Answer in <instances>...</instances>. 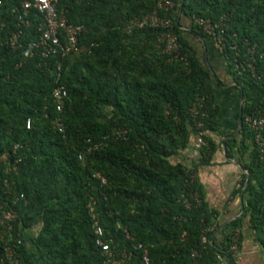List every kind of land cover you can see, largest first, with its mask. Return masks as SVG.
<instances>
[{
	"label": "trees",
	"instance_id": "1",
	"mask_svg": "<svg viewBox=\"0 0 264 264\" xmlns=\"http://www.w3.org/2000/svg\"><path fill=\"white\" fill-rule=\"evenodd\" d=\"M160 1L59 0L69 21L86 27L79 41L88 49L46 61L5 44L16 28L19 0L0 5V154L18 145L8 157L12 167L7 173L0 164V203L11 204L17 197L10 240L21 238L15 264H111L94 242L89 203L102 238H113L117 258L128 254L126 264H143V248L153 264H191L193 249L201 252L200 264H219L217 255L233 256L229 232L240 219L225 224L217 241V212L208 206L196 177L216 147L210 134L218 131L220 107L216 73L197 47L210 38L192 19L226 15L241 38L260 42L264 0H171L169 10ZM153 10L172 20L187 65L168 61L158 51L159 28L125 31L135 17ZM29 19L31 32L21 38L24 43L37 37L42 18L32 10ZM226 72L243 97L242 126L224 140L226 155L246 169L248 180L244 185L243 173L239 190L246 195L251 225L264 230V157L259 158L255 131L243 120L264 103V79L236 75L228 65ZM59 84L66 96L57 111L52 90ZM198 98L206 111L201 129L189 111ZM56 117L62 130L54 125ZM197 132L209 143L198 162L188 167L174 161ZM260 133L264 136V127ZM191 191L200 203L187 207L182 194L189 198ZM209 225L214 228L201 244L202 229ZM182 232L188 234L186 241L179 239Z\"/></svg>",
	"mask_w": 264,
	"mask_h": 264
},
{
	"label": "built area",
	"instance_id": "2",
	"mask_svg": "<svg viewBox=\"0 0 264 264\" xmlns=\"http://www.w3.org/2000/svg\"><path fill=\"white\" fill-rule=\"evenodd\" d=\"M4 0H0V5ZM59 0H19V4L14 7L16 15V28L10 35L5 37V44L11 49H22V52L28 57L38 55L40 58H57L64 57L69 54H78L88 49V45L81 43L79 37L86 31V27L82 24L72 23L68 20L65 12V7H58ZM159 6L164 10H169L173 7V1L163 0L159 2ZM32 10H35L41 15V21L37 24V37L28 40L24 43L22 37L30 35L31 21L29 15ZM193 23L201 27L210 39H212L219 51L224 63L231 67L232 71L239 76L245 75L254 80L264 79V35L263 40L251 41L246 37L241 38L237 32L230 29L228 17L222 15L218 20L210 18L194 16ZM264 26V15H263ZM144 25L159 28L161 31L156 35L155 44L160 53L167 57L168 61H180L184 65L188 64V55L182 51L178 42L177 36L171 31L172 20L165 16L159 15L156 10L144 14L142 17H135L126 27L125 31L131 32L134 28H139ZM66 96V90L62 85H57L52 90V98L56 103L57 111L61 110L63 98ZM261 100L259 104L249 111L243 118L246 125L255 131L254 143L259 149V158L264 157V136L260 130L264 127V103ZM190 114L194 119L196 129H201L203 118L206 116V111L202 103V98H198L197 102L190 108ZM54 125L62 130V124L59 117L54 120ZM29 127V120L26 122ZM193 145L199 151L207 149L208 141L200 132L194 136ZM18 145H14L12 150L0 154V164L3 165V171L8 172L11 162L8 157L10 154L15 155ZM81 158V155H80ZM20 158L14 159V162ZM101 183H104V178L101 177ZM5 185L10 189L6 179H3ZM5 189L4 192L8 193ZM21 196V195H20ZM182 198L187 207L191 204L197 205L200 203V197L196 191H191L189 198L182 194ZM17 200L13 198L11 204L7 200L0 203V245H2L3 256L0 258L1 264H15L17 258L15 256V245L21 243V238L17 235L15 242L12 240L11 230L13 229V221L17 217V211L13 207V203ZM89 211L93 219L94 242L100 247L106 262L111 264H126L129 256L126 252H121L117 258L113 253L111 245L113 238L103 239L104 231L98 224L96 213L93 211V206L89 203ZM214 225H209L202 229L200 243L206 244L208 239L206 232L212 230ZM231 244L229 251L234 254L238 249V230L229 232ZM188 234L182 232L179 236L180 241H186ZM137 247H141L137 245ZM191 264H200L201 252L197 249L190 251ZM218 260L221 256L217 255ZM141 261L143 264H153L148 256L146 249H142Z\"/></svg>",
	"mask_w": 264,
	"mask_h": 264
},
{
	"label": "crops",
	"instance_id": "3",
	"mask_svg": "<svg viewBox=\"0 0 264 264\" xmlns=\"http://www.w3.org/2000/svg\"><path fill=\"white\" fill-rule=\"evenodd\" d=\"M197 47L205 65L216 73L215 100L220 107V125L217 132L210 134L216 143L211 159L198 167L196 177L202 186L205 201L217 212V241L225 224L240 219L235 227L239 234L238 249L231 258L221 257L219 264H264V230L251 225L250 215L246 211V195L239 190L242 174L245 173L247 177V171L240 168L239 165H243L236 158L227 157L224 143V140L232 138L230 135L237 128L240 92L227 74L226 64L214 41L201 40ZM193 142L194 138L191 137L188 146L178 151L174 161H182L188 167L197 163L201 152L194 147Z\"/></svg>",
	"mask_w": 264,
	"mask_h": 264
},
{
	"label": "water",
	"instance_id": "4",
	"mask_svg": "<svg viewBox=\"0 0 264 264\" xmlns=\"http://www.w3.org/2000/svg\"><path fill=\"white\" fill-rule=\"evenodd\" d=\"M200 39H202V37H200ZM242 98H243L242 95H240V106H239V116H238L237 128H236L235 133L230 135L231 137L235 136V134L239 131L240 127L242 126ZM237 164L239 165V163H237ZM239 166L241 169L246 171V169L243 166H241V165H239ZM247 180H248V176L246 177L245 183H247Z\"/></svg>",
	"mask_w": 264,
	"mask_h": 264
}]
</instances>
